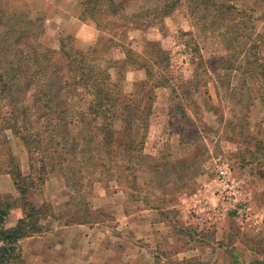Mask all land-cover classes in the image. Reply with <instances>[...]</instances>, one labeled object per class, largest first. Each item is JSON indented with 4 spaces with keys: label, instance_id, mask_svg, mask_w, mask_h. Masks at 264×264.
Masks as SVG:
<instances>
[{
    "label": "rangeland",
    "instance_id": "rangeland-1",
    "mask_svg": "<svg viewBox=\"0 0 264 264\" xmlns=\"http://www.w3.org/2000/svg\"><path fill=\"white\" fill-rule=\"evenodd\" d=\"M19 1L27 4L26 9L34 10V17L38 12L43 16L46 32L41 42L45 47L57 50L64 39L87 51L99 38L95 26L84 22L87 28L96 30L97 38L93 40L91 33L79 35L82 26L77 21L79 0ZM173 1L129 0L127 13L149 10L156 17L160 13L157 8ZM213 3L217 7L222 4L233 7L231 12L217 15L219 22L214 27L211 20H200L201 14L192 17L190 1L182 0L163 19L162 31L157 25L148 30H131L125 39L126 45L136 52H142L147 41H157L170 54L168 73L172 88L155 92L144 151L161 168L152 170L145 166L137 171L134 185L125 180L96 182L99 175L89 174L87 168L81 180L71 173L65 177L58 171L50 172L44 184L34 182L38 188L29 194V199L38 201V206L48 205L54 214L50 220L58 219L61 225L83 223L97 228L110 243L118 233L128 240L130 227H137L139 246H145L147 235L152 233L153 247L157 248L154 251H166L163 255L174 264L178 261V252L189 240L181 236L207 226L198 222L194 212L195 195L213 190L224 166L231 169L232 177L243 191L251 195V216L260 222L264 220V179L260 176L264 173V151H258L259 144H264V87L248 77L244 81L242 74L243 61L249 53L259 55L264 61V0H215ZM255 44L259 50L254 49ZM225 57L230 62L222 59ZM108 58L123 59V50L111 49ZM231 65L233 69L227 70ZM211 67L218 72L211 73L208 70ZM111 73L116 79L115 71ZM144 79L143 70L128 68L122 89L131 93L135 83ZM195 88L199 93L194 96ZM183 89L188 95L186 99L181 94ZM193 101L198 107L191 104ZM4 136L21 174L30 175L31 163L24 143L11 131L0 134V138ZM3 153L0 147L1 159ZM32 176L35 180L37 175L32 173ZM17 195L16 198L18 191ZM208 203L213 206L219 202L216 199L214 204ZM223 215L236 219L227 222V227L237 234L245 220L227 209L219 217ZM45 221L49 219L42 221L48 230L51 223ZM257 238L252 243L264 255V245Z\"/></svg>",
    "mask_w": 264,
    "mask_h": 264
},
{
    "label": "trees",
    "instance_id": "trees-1",
    "mask_svg": "<svg viewBox=\"0 0 264 264\" xmlns=\"http://www.w3.org/2000/svg\"><path fill=\"white\" fill-rule=\"evenodd\" d=\"M188 1L192 17L201 14L200 20H211L212 27L219 22L217 15L233 10L231 5L217 7L215 0ZM180 2L164 3L157 8L158 16L152 17L149 10L128 14L129 0H79L78 19L99 32L97 42L82 51L64 39L57 50L45 47L41 42L46 32L43 16L38 12L34 17V10L26 9L24 1L0 0V134L11 131L19 137L31 163V174L23 176L7 137L0 138L4 151L0 175L12 176L19 192L18 198L0 193V264H19V242L43 233L42 220L54 215L48 205L37 206L29 199L50 172L58 171L65 177L71 173L81 180L87 168L89 174L99 175L96 182L125 180L134 185L137 171L145 166L161 168L144 151L155 92L172 88L170 54L157 41H147L139 53L126 45L125 39L131 30L157 25L162 31L163 19ZM113 48H121L124 58L109 59ZM254 49L259 50L258 45ZM243 62L244 81L248 77L264 87L261 57L249 53ZM128 68L145 72V79L135 83L131 93H125L121 85ZM208 70L218 72L216 68ZM198 93L195 88L193 95ZM181 94L188 97L184 89ZM191 104L198 107L195 101ZM259 150L264 151V144H259ZM32 173L37 175L35 180ZM260 176L264 179V173ZM13 209H21L23 218L7 229L5 222Z\"/></svg>",
    "mask_w": 264,
    "mask_h": 264
},
{
    "label": "crops",
    "instance_id": "crops-1",
    "mask_svg": "<svg viewBox=\"0 0 264 264\" xmlns=\"http://www.w3.org/2000/svg\"><path fill=\"white\" fill-rule=\"evenodd\" d=\"M77 21L81 23L79 19ZM81 25L80 36L91 33L93 40L97 38V29L87 28L83 22ZM91 30H94V33ZM0 193L9 194L14 198L18 196L9 175H0ZM206 193L195 195L193 207L196 209L194 212L198 216V222L206 223L207 226L193 234L185 233L181 236H187L189 240L187 245L181 248V252H178V261L174 264H264V255L252 243L258 237L257 242L264 245V220L261 219L260 222L252 216L245 223H241L243 227H239L234 235L227 227V222L234 218L226 215L214 216L211 213L214 205H208V201L213 204L216 201L215 190L209 189ZM244 194L252 204L251 195L246 192ZM31 201L37 206L40 205L38 201ZM21 218L23 211L13 209L6 219L5 228L15 227ZM51 218L52 216H49V221H45L51 223L48 230L44 229L43 233L19 242V264H171L163 255L166 251H154L157 248L153 247L152 233L147 235V244L139 246L140 235L137 227H130L128 240L118 233L113 237L114 242L110 243V239L105 234H100L97 228L82 224L61 225L57 222L58 219L52 221ZM41 224L46 226V223ZM160 250L162 253L159 255Z\"/></svg>",
    "mask_w": 264,
    "mask_h": 264
},
{
    "label": "built area",
    "instance_id": "built-area-1",
    "mask_svg": "<svg viewBox=\"0 0 264 264\" xmlns=\"http://www.w3.org/2000/svg\"><path fill=\"white\" fill-rule=\"evenodd\" d=\"M213 188L219 202L218 205H214L211 211L214 216H221V213L227 209L235 213L239 219L245 221L252 217V206L249 198L244 194L243 188L232 177L231 169L228 166L221 169Z\"/></svg>",
    "mask_w": 264,
    "mask_h": 264
}]
</instances>
